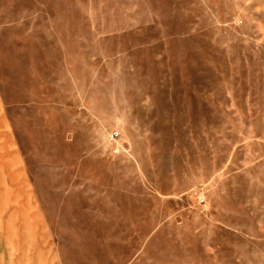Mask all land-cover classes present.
<instances>
[{
	"label": "rangeland",
	"instance_id": "374dc122",
	"mask_svg": "<svg viewBox=\"0 0 264 264\" xmlns=\"http://www.w3.org/2000/svg\"><path fill=\"white\" fill-rule=\"evenodd\" d=\"M0 264H264V0H0Z\"/></svg>",
	"mask_w": 264,
	"mask_h": 264
}]
</instances>
